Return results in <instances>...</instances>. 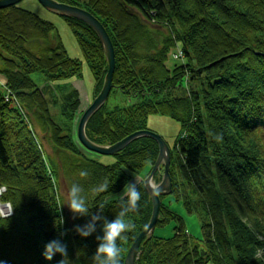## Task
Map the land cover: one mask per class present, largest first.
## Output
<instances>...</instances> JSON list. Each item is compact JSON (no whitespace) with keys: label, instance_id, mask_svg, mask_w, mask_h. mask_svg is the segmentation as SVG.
Wrapping results in <instances>:
<instances>
[{"label":"trees","instance_id":"16d2710c","mask_svg":"<svg viewBox=\"0 0 264 264\" xmlns=\"http://www.w3.org/2000/svg\"><path fill=\"white\" fill-rule=\"evenodd\" d=\"M56 2L82 8L101 22L115 51L113 88L144 100L131 108L115 109L125 117L122 121L114 112L107 113L104 104L87 121L84 134L94 144L113 145L146 129V119L152 114L176 121L182 135L174 144L182 160L180 169L210 220L214 243L208 238L202 250L186 234L182 219L160 205L156 223L171 216L179 221L176 233L169 240L144 238L135 263L264 264V0ZM65 20L78 32L76 40L85 57L98 55L96 96L107 72L101 45L86 24ZM149 22L155 24L154 29ZM53 32L51 23L29 9L17 4L1 9L0 74L7 92L27 111L31 129L49 128L57 146L77 149L68 138L59 137L41 90L29 78V74L42 71L50 79H62L71 68L79 69L78 62L63 53ZM174 42L181 45L185 63L169 58ZM187 74L190 82L201 81L199 88L184 89ZM174 90L180 96H171ZM3 96L0 87V185L6 186L3 199L10 202L13 215L0 221V264H58L56 255L51 260L43 255L45 245L59 239L54 237H58L60 226L41 158L15 104ZM8 125L15 127V135L24 142L13 166ZM217 135L222 139L218 141ZM143 139L133 140L114 154L119 162L113 166L88 162L97 173L113 174V178L117 173L108 194L125 186L129 173L139 170L150 156L146 146L128 150ZM26 162L32 169L29 174L22 171ZM49 164L53 170L58 168L52 160ZM178 186L172 181L171 191L181 194ZM115 199L99 200L89 210L98 214L103 205V216L113 220L120 205ZM147 202L151 207L149 198ZM90 221L91 216L78 217L67 241L82 264H93L99 244L96 237L102 236V221H97L96 232L88 237L75 232V226ZM44 223L51 227L46 229Z\"/></svg>","mask_w":264,"mask_h":264},{"label":"rangeland","instance_id":"374dc122","mask_svg":"<svg viewBox=\"0 0 264 264\" xmlns=\"http://www.w3.org/2000/svg\"><path fill=\"white\" fill-rule=\"evenodd\" d=\"M16 4L20 8L29 9V11L35 13L41 19L51 23L55 28V32H53V35L64 49L63 53H65V55L69 59H71L72 61H76V63L78 62L79 64V69L71 68L70 72H68V75L62 79H50V77L42 71H37L29 74V78L31 79V81L36 85L37 88H39V90H41V95L46 102L48 117L53 125L57 127V133L59 134V137L68 138L71 142V145L75 146L77 149H73V147H70L71 149L66 150L65 148L57 146L51 140L49 128L47 129L45 127L44 129H31L29 125L30 118L28 117L29 115L27 114V111L22 106H20L21 104L17 100H15L16 98L14 95L11 96L10 93L7 92V88L5 87V79L0 74V87H2L4 91L3 97L5 101H11L13 104H15L16 108L18 109V113L24 120L25 126H27V130L30 133L32 141L35 144L34 147H36L38 155L41 158V162L43 165L42 167L44 168V172L46 175L45 177L49 184L48 187L50 189V192L52 193V197L56 205L54 207H56L57 210V217L59 218L60 230L57 233L58 237L56 236L54 238H59L62 243H65L67 245V241H69V239L72 238L71 235H73L71 233V229L73 227L71 226H74V223L76 224V220L78 218L77 217L73 219V215L70 209L65 204L67 200V193L71 185L73 183H77L82 186L83 195H85L87 199L88 208H91L92 204L99 200L103 202L116 201L115 197L120 200V194L123 192L125 187L120 186L119 189L115 190L114 194H108L109 191L106 190L110 189L114 180L117 178V173L114 174V176L116 175V177L114 178L113 174H105V172L104 174L97 173L95 170H93V168L89 167L88 162L92 161L103 165L113 166L116 162H119V160L112 155H97L94 152L92 153L84 146H82L77 135V123L79 121V118L93 101L95 90L94 81L96 80V71L99 63L98 55L96 54L97 56L93 57L92 59H87V57H85V55L81 52V49L76 40V35L78 34V32L71 28L70 24L66 22L67 20H65V17H59L46 11L43 7H41V5H39V3H37L36 0H21ZM135 13L140 16L138 14V11ZM148 25L153 29L155 27V24H151V22H149ZM163 25L164 27H166L165 21L163 22ZM175 26L176 25H174L173 28L174 30L176 29ZM172 47L173 48L170 50L169 58H171L174 63H185L181 54V45L177 42H174V46ZM114 68L111 81L115 72ZM189 76V74L184 76V89L188 91L190 87L194 89L199 88L198 86L201 84V81H198V79L196 78L193 80V82H190ZM109 91L110 92L105 100V111L107 113L114 112V117L116 119H119L120 121L124 120L125 117H122L123 114L115 111V109L121 110L131 108L132 106L141 104V102L144 101L142 98L140 99L136 96L124 94L119 91V89L113 88V81L112 87ZM170 94L171 96H180L178 90H174ZM159 97H161V95ZM146 120V129L143 130L158 134L162 138V140H165L170 150V163L168 166L170 181L172 180L175 185H179L178 189L181 191V194L172 192L170 190L171 193L167 194V196L159 195L158 199L160 205L162 206L163 210L166 209L171 212L172 216H177L182 219L186 234L190 236L202 250H204L206 245L205 243L207 242L206 240L210 237V240H212L211 228L209 227L210 220L208 218L206 210L204 209L202 200H200L199 196L195 194L194 190H192L191 184L189 183L187 178L183 176V171L180 169L182 160L180 159V156L177 154L174 148L176 140L182 137L179 131V124L167 116H160L158 114H152ZM8 129L10 152L12 154L11 166H13V160L16 159L15 154H17L22 149V147L24 146V142L23 137H21L20 135V137L15 135L16 129L15 127H13V125L11 127L10 125H8ZM143 138H137L143 139V141L134 143L128 148V150L129 152H131V150H134V148L139 149L146 146L148 148L147 150L149 151L150 156L144 160V163L142 165H140L141 167L139 168V170H132L134 173H129V176L126 178L127 182L132 181L134 176L146 177L150 173L156 162L155 159L158 155V151L156 148L157 146L152 145V142L150 141L151 139L147 137ZM49 160H52L54 162V165L58 168L53 170V168L49 164ZM130 164L132 168L135 169V162ZM22 167L26 168L22 171L28 172V174L29 171L32 170L28 166V162H26V164ZM81 171L87 172V176L81 177ZM163 172V168H158L155 171L151 182L158 184ZM105 184H107V189L105 190L106 193H103V191H99L98 189ZM139 190L141 193V199L138 202L139 209L137 212L128 214V219H130L136 225L135 230L126 233V240L117 242L122 249L120 264H122L123 258L125 260L127 256L126 254L128 252V249L132 245V242L148 225L147 218H149V215H151V207L148 204L149 202H147V198H149V195L145 191L143 185L139 186ZM6 191V186L0 185V208L3 205H7L9 207L7 209L9 210L12 209L10 202L3 199ZM187 203L189 206L187 205ZM119 211L120 205L116 206V213H118ZM12 215L13 212L11 216ZM2 220L3 219L0 218V221ZM178 224L179 221H176L175 218L169 216L168 219H166L163 223H156L152 232L153 234L151 236H153V239L159 240L160 238L162 240H169L175 235V229ZM42 226H45L46 229H48L49 226L51 227V225L47 223H44ZM68 227H70V231L68 230ZM65 232L67 234L61 236V233ZM99 232H101V234L103 235L102 228L101 230H99ZM212 241L214 243V240ZM67 253L70 264H82L80 258L77 257L75 249L71 248L70 245H67ZM55 257L58 258L59 261L62 259L60 254H56Z\"/></svg>","mask_w":264,"mask_h":264},{"label":"water","instance_id":"95a60500","mask_svg":"<svg viewBox=\"0 0 264 264\" xmlns=\"http://www.w3.org/2000/svg\"><path fill=\"white\" fill-rule=\"evenodd\" d=\"M21 0H0V10L13 6L16 3H18ZM41 7H43L46 11L59 16V17H65V18H73L75 20L81 21L84 24H86L88 27L94 31L96 34L98 41L101 45V50L104 54V59L107 63V73L105 74L102 86L100 89V92L96 96H94L93 101L90 103V105L86 108V110L83 112L81 117L78 121L77 126V135L80 140V143L82 146H84L87 150L94 152L97 155H112L116 154L117 152L123 150L124 147L129 145L133 142V140L137 138H143L147 137L151 139L152 141H155L157 144V151L158 155L155 159V164L153 168L151 169L150 173L146 176L147 178H150L152 181V177L155 173V171L162 166L163 168V174L161 176L160 182L158 184L162 185L163 190L161 191V196H167V194L171 193V181L169 177V171L168 166L170 163L169 155L170 150L165 142V140H162V138L151 131H137L133 132V134L128 135L124 137L122 140L114 143L113 145H98L91 142L85 133V126L87 121L90 119V117L94 114V112H97L104 104L105 100L109 94V90L112 87V74H113V68L115 65L114 60V50L112 46V42L109 39L108 33L106 30H104L101 22L97 20L96 17H94L89 12L85 11L82 8L76 7V6H70L68 4L56 2V0H36ZM145 188V187H144ZM145 191L149 195L150 202H151V215L148 220V225L139 233L138 237L132 242V245L128 249L127 256L124 260V264H135V260L138 258V247L140 245V242L147 238L148 236H151L154 230V227L156 225V222L159 217V209H160V202H159V196L154 197L150 193V189L148 190L145 188Z\"/></svg>","mask_w":264,"mask_h":264},{"label":"clouds","instance_id":"9594fccd","mask_svg":"<svg viewBox=\"0 0 264 264\" xmlns=\"http://www.w3.org/2000/svg\"><path fill=\"white\" fill-rule=\"evenodd\" d=\"M219 141L222 139L220 135L216 136ZM81 177L87 176V172L81 171ZM143 185L150 193L156 197L159 196L163 190L162 185L151 182L150 178L134 176L133 180L126 182L123 192L120 194V211L116 214L115 219L109 221L103 216V205L99 208L98 214H92L87 205V199L83 195V188L77 183H73L68 190L66 205L70 209L73 219L77 217L91 216V221L85 223L83 226H75V231L80 237H88L92 233L96 232L97 221H102V236H97L99 241L95 255L92 257L93 264H120L121 247L118 245V241H124L127 239L126 233L134 231L136 225L128 219V214L137 212L139 209V201L141 199V193L139 186ZM107 184L102 185L98 190L105 191ZM13 212V209H9L7 213L0 212V216L7 218ZM63 222V220H62ZM67 233H61V236ZM60 254L62 259L58 264H70L67 245L62 243L60 239H53L45 245V251L43 253L45 259L51 260L54 255Z\"/></svg>","mask_w":264,"mask_h":264},{"label":"bare ground","instance_id":"6f19581e","mask_svg":"<svg viewBox=\"0 0 264 264\" xmlns=\"http://www.w3.org/2000/svg\"><path fill=\"white\" fill-rule=\"evenodd\" d=\"M94 114H95V112H94ZM94 114H93V115H94ZM93 115H92V116H93ZM7 211H8V210H7V208H6L4 205L1 206V208H0V212L7 213ZM10 217H11V215L8 216L7 218H4V216H0V218H2L3 220H4V219H8V218H10Z\"/></svg>","mask_w":264,"mask_h":264},{"label":"built area","instance_id":"2783aa9c","mask_svg":"<svg viewBox=\"0 0 264 264\" xmlns=\"http://www.w3.org/2000/svg\"><path fill=\"white\" fill-rule=\"evenodd\" d=\"M4 206H6V208H9L7 205H4ZM8 210V209H7Z\"/></svg>","mask_w":264,"mask_h":264}]
</instances>
